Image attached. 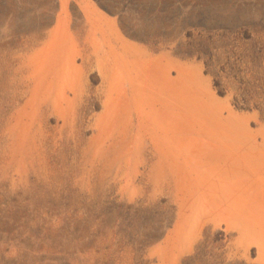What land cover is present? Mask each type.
<instances>
[{
    "label": "rangeland",
    "instance_id": "obj_1",
    "mask_svg": "<svg viewBox=\"0 0 264 264\" xmlns=\"http://www.w3.org/2000/svg\"><path fill=\"white\" fill-rule=\"evenodd\" d=\"M0 264H264V0H0Z\"/></svg>",
    "mask_w": 264,
    "mask_h": 264
},
{
    "label": "bare ground",
    "instance_id": "obj_2",
    "mask_svg": "<svg viewBox=\"0 0 264 264\" xmlns=\"http://www.w3.org/2000/svg\"><path fill=\"white\" fill-rule=\"evenodd\" d=\"M73 65H74V58H72V59L70 60L69 67L72 69ZM73 68H75V67H73Z\"/></svg>",
    "mask_w": 264,
    "mask_h": 264
}]
</instances>
